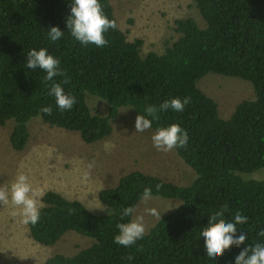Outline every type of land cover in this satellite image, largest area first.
Segmentation results:
<instances>
[{
	"label": "trees",
	"instance_id": "16d2710c",
	"mask_svg": "<svg viewBox=\"0 0 264 264\" xmlns=\"http://www.w3.org/2000/svg\"><path fill=\"white\" fill-rule=\"evenodd\" d=\"M194 1L205 27L193 18L176 20L178 40L162 54L143 56V41H130L119 26L105 34L104 47L75 41L65 26L70 0H0V126L14 120L13 150L26 148L29 124L42 106L52 107L50 115L39 113L45 124L76 132L83 142L94 144L112 134L113 122L126 107L140 115L146 105L191 98L183 112L159 113L152 129L176 123L187 132V147L174 150L196 173L193 183L179 186L133 171L116 186L99 191L98 199L107 208L103 213L56 191L46 192L40 222L28 225L30 238L53 246L74 231L95 243L76 255L56 254L42 264H233L240 248L233 246L214 262L207 258L200 236L209 217L222 208L226 220L237 210L248 217L246 225L238 226L248 237L246 244L264 242L257 235L264 228V179L245 177L264 171V0ZM100 2L117 23L110 0ZM51 26L65 31L56 42L46 36ZM33 48H47L67 70V84L63 77L55 80L76 96L71 111L55 106L47 94L51 82L40 69L26 67V54ZM209 74L249 82L255 98L240 102L230 118H221L217 102L198 86ZM88 96L104 100L107 114L93 113ZM149 186L154 196L182 204L135 245L113 243L116 225L130 219L121 217L122 209L137 207L143 188Z\"/></svg>",
	"mask_w": 264,
	"mask_h": 264
},
{
	"label": "rangeland",
	"instance_id": "374dc122",
	"mask_svg": "<svg viewBox=\"0 0 264 264\" xmlns=\"http://www.w3.org/2000/svg\"><path fill=\"white\" fill-rule=\"evenodd\" d=\"M119 28L128 39L143 41L142 55L162 54L166 47L178 40L175 21L195 19L201 28L205 23L194 0H110ZM199 88L218 104L219 115L228 119L236 106L255 98L252 85L240 78L209 74L198 83ZM93 113L106 115L108 104L99 97L88 96ZM139 115L133 108H124L113 122L112 134L97 143L86 144L76 132L51 127L42 119L29 124L30 139L23 151L13 150L10 135L14 120L0 126V187L10 185L18 173H24L34 187L44 194L56 191L70 200L84 203L91 211L103 213L98 193L111 188L133 171L160 177L179 186H189L196 173L176 154L158 152L152 145V128L135 133L134 122ZM108 148H105V145ZM92 163L93 167L88 168ZM248 179H264V171L245 175ZM42 205V197L40 198ZM182 201L154 196L139 203L136 215L144 217L146 232L160 220L146 213L155 208L161 218L173 213ZM95 243L93 238L67 232L53 246H42L29 236L28 225L11 215V205H0V264H42L48 258L62 254L72 256Z\"/></svg>",
	"mask_w": 264,
	"mask_h": 264
},
{
	"label": "clouds",
	"instance_id": "9594fccd",
	"mask_svg": "<svg viewBox=\"0 0 264 264\" xmlns=\"http://www.w3.org/2000/svg\"><path fill=\"white\" fill-rule=\"evenodd\" d=\"M67 32L82 46L95 45L97 48L108 44L105 34L109 30H115L118 25L114 19H110L103 11L100 0H70L69 13L65 19ZM65 31L58 26H51L47 29L46 36L50 42H56L64 36ZM25 65L28 69H40L45 75L44 80L50 81L47 94L54 98L55 106L61 111H71L77 103L75 95L65 92L62 83L67 84L70 77L67 70L61 67V61L52 55L47 48L30 49L26 54ZM56 77H63L62 83L55 80ZM190 97H175L164 100L159 106L146 105L144 111L137 115L134 122L135 133H142L152 128L154 121L159 120V113L172 110L183 112L185 106L190 102ZM51 106H42L39 113L50 115ZM39 113L37 118H39ZM151 142L158 152H170L174 149H185L189 137L187 132L179 124L172 123L167 126L157 125L151 134ZM108 148V145H105ZM90 163L88 168L91 169ZM161 185L155 186L159 191ZM44 196L42 188L34 187L29 177L24 173H18L13 182L5 187H0V205H11V215L18 217L20 223L35 226L41 219V200ZM154 199L152 187H144L140 194L139 201L147 204ZM146 213L161 216L155 208H145ZM226 209H220L209 217V223L200 232L204 241V251L208 259L216 262L226 251L233 246L240 248L239 253L234 257L233 264H264V242L246 244L248 237L240 227L246 225L248 217L237 210L234 215L225 219ZM136 207H124L121 217H129L127 222L116 225L118 232L113 237V243L125 248L136 244L143 239L146 226L144 217L136 215ZM237 229H240L237 235ZM258 237L264 238V228H260ZM241 245H244L241 248ZM131 259V257H128Z\"/></svg>",
	"mask_w": 264,
	"mask_h": 264
}]
</instances>
